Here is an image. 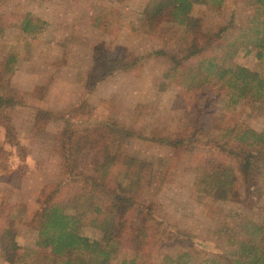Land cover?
<instances>
[{
  "label": "rangeland",
  "instance_id": "374dc122",
  "mask_svg": "<svg viewBox=\"0 0 264 264\" xmlns=\"http://www.w3.org/2000/svg\"><path fill=\"white\" fill-rule=\"evenodd\" d=\"M147 1H0V15L11 25L0 36V69L14 57L10 86L23 99L0 116V233L11 216L20 257L12 264H58L48 252L37 250L33 221L65 176L60 145L65 128L78 137L82 146L78 161L86 174L94 175L101 162V155L88 149V131L104 122H116L132 133L123 143L125 155L153 165V179L139 199L154 205V215L172 232V240L165 238L163 249L151 261L124 248L109 264L123 260L174 264L161 259L186 252L189 256L182 262L203 264L245 240V225L263 222L264 197L253 206L247 204L239 178L234 190L223 195L216 184L208 183V170L195 164L174 168V149L160 141L186 137L202 106L199 113L211 125L222 128L234 118L259 132L264 127V106L247 101L231 105L224 89L214 82L188 93L164 79L171 59L182 58L187 48L181 29L172 23L143 29L140 12ZM252 14L250 0H224L219 8L199 5L192 13L201 19L205 32L226 28L209 49L218 64H236L264 77V63L253 53L245 55L243 50L229 59L225 55ZM26 17L44 30L23 32L19 23ZM236 42L239 48L240 38ZM153 52L158 54L148 56ZM100 64L105 65L102 70ZM188 64L196 67L199 58ZM38 110L51 113L39 124ZM67 198L60 195L52 200L64 201L65 212L74 215ZM94 218L92 209L82 214L79 232L101 241ZM141 224L137 221L136 228ZM178 233L179 239H174ZM0 264L11 263L0 256Z\"/></svg>",
  "mask_w": 264,
  "mask_h": 264
},
{
  "label": "trees",
  "instance_id": "16d2710c",
  "mask_svg": "<svg viewBox=\"0 0 264 264\" xmlns=\"http://www.w3.org/2000/svg\"><path fill=\"white\" fill-rule=\"evenodd\" d=\"M223 2L148 0L140 12L139 24L149 31L161 22L172 23L181 29L186 54L180 59H171V67L163 74L164 79L188 93L214 82L224 89L231 105L247 101L264 106V77L236 64L220 65L209 54V49L221 40L226 28L214 33L205 32L201 19L192 15L199 5L219 8ZM250 5L253 14L238 36L240 46H236L238 38L235 39L228 45L225 55L229 59L245 50V55L253 53L256 59L264 63V0H250ZM7 20L0 15V36L6 26H11ZM19 26L30 35L45 28L32 23L27 17ZM157 54L153 52L148 56ZM194 57L199 58V64L191 67L188 63ZM14 61V57L10 56L0 69L2 118L9 108L21 105L23 101L10 86ZM99 61H102V57H99ZM103 66L100 64L101 70ZM107 71H101L99 77ZM202 108L199 112H203ZM199 112L192 131L186 137H168L160 141L174 149L173 167L195 164L208 170V183L216 184L223 195L234 190L239 178L243 184L245 202L253 206L264 197V127L258 132L247 127L244 120L241 122L233 118L221 128L220 125L208 123ZM50 115L48 111L38 110L35 122H44ZM88 132V149L101 155L98 169L94 175L82 171L78 161L82 146L75 132L65 128L60 142L65 158V176L34 214L36 248L39 252H48L58 264H109L124 248L151 261L153 255L158 256L163 249L164 239L172 240L173 237L162 220L154 215V205H145L139 199L153 179V165L123 153V143L132 133L117 126L116 122L100 123ZM60 195L68 197L66 200L70 201L74 215L65 212L64 201L52 200ZM89 209L95 215L92 222L102 234L101 241H93L79 232V217ZM139 220H142V224L136 228L135 223ZM6 222L0 233V256L12 264L20 260L19 245L11 225L13 218L8 216ZM244 228L245 240L238 241L230 251L208 257L203 264H264V220L259 225L247 224ZM179 234L174 239L178 240ZM187 256L188 252L173 258L165 256L161 260L187 264L182 262ZM120 264L136 263L123 260Z\"/></svg>",
  "mask_w": 264,
  "mask_h": 264
}]
</instances>
